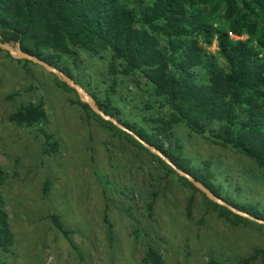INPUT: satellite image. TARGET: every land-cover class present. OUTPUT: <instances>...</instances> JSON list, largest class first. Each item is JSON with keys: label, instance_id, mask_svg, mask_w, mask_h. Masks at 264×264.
Instances as JSON below:
<instances>
[{"label": "rangeland", "instance_id": "1", "mask_svg": "<svg viewBox=\"0 0 264 264\" xmlns=\"http://www.w3.org/2000/svg\"><path fill=\"white\" fill-rule=\"evenodd\" d=\"M215 24L226 28L221 18ZM159 39L164 45L165 37ZM203 49L227 69L215 40ZM77 53L76 62L63 56L58 67L89 95L95 93L103 103L109 97L119 120L151 133V120L168 112L152 88L143 82L137 87L128 78L107 94L112 83L108 55ZM8 54L0 49V209L8 216L12 239L7 250L0 247V264H152L150 249L161 264H264V254L250 259L264 252V230L226 216L175 171L154 161L143 145L104 126L75 103L73 89L56 84L62 80L55 74ZM197 75L206 81L204 71L198 69ZM39 103L44 124L10 120ZM172 132L192 166L210 163L222 197L264 213V178L253 161L183 125ZM53 213L70 242L48 219Z\"/></svg>", "mask_w": 264, "mask_h": 264}, {"label": "trees", "instance_id": "2", "mask_svg": "<svg viewBox=\"0 0 264 264\" xmlns=\"http://www.w3.org/2000/svg\"><path fill=\"white\" fill-rule=\"evenodd\" d=\"M216 17L226 23V28L215 24ZM229 33L247 38L232 39ZM0 36L2 42L18 45L22 51L57 68L63 56L76 62L78 50L89 55L107 54V75L112 80L107 94L115 91L120 80L130 78L137 87L143 82L152 88L168 112L152 119L153 129L147 133L119 120L109 97L103 103L91 93L96 105L223 201L264 221V213L256 208L240 207L222 197L211 179L210 163L204 162L201 168L192 166L182 157L172 132L175 126L183 125L217 146L232 148L253 161L264 178V0H0ZM162 36L164 45L159 39ZM214 40L227 69L218 67L203 49ZM198 69L204 71L206 81H198ZM56 84L73 91L58 79ZM75 103L104 126L143 148L131 135L95 115L78 97ZM145 106L150 108L149 104ZM10 120L19 125H42L43 105L24 107ZM151 157L175 174L159 157ZM178 178L196 189L187 179ZM3 180L0 167V185ZM211 204L239 223L256 224L264 230V223ZM47 217L70 242L60 216L53 213ZM11 239L8 216L0 209V247L7 250ZM258 254L264 252L256 251L250 259ZM147 257L152 264H161L160 256L153 250L148 251Z\"/></svg>", "mask_w": 264, "mask_h": 264}, {"label": "water", "instance_id": "3", "mask_svg": "<svg viewBox=\"0 0 264 264\" xmlns=\"http://www.w3.org/2000/svg\"><path fill=\"white\" fill-rule=\"evenodd\" d=\"M0 49L9 53V55L15 60L30 61L33 64H37V65L42 66L48 72L55 74L60 80H62V82H64L68 87H70L71 89H73L75 91V93L77 94L78 100L80 102L86 104L89 107V109L95 115L99 116L104 121L110 122L119 130L131 135L138 143L143 145L151 154L159 157L162 161H164L165 164L170 166L179 176L187 179L197 190H199L201 193H203L207 197V199L211 200L213 203L227 208L229 211L235 213L236 215L242 216L244 218L255 221L257 223H264V221L255 219L252 216L248 215L247 213L242 212V211L232 207L231 205H229L225 201H223L220 197L216 196L208 188H206L200 181H197L196 179H194L189 173L177 168L171 162V160L168 157H166L160 150H158L154 146L146 143L137 134H135L132 130L125 127L122 123L117 121L114 117L106 115L96 105V103H95L94 99L91 97V95H89L79 84H77L72 78H70L67 74H65L59 68L52 66V65H49L45 61L27 53V52L22 51L18 45H16V49H14V46L12 44L2 42L1 36H0Z\"/></svg>", "mask_w": 264, "mask_h": 264}, {"label": "built area", "instance_id": "4", "mask_svg": "<svg viewBox=\"0 0 264 264\" xmlns=\"http://www.w3.org/2000/svg\"><path fill=\"white\" fill-rule=\"evenodd\" d=\"M229 36H230V38H233L234 37V35H232L231 33H229ZM237 38V37H236Z\"/></svg>", "mask_w": 264, "mask_h": 264}]
</instances>
